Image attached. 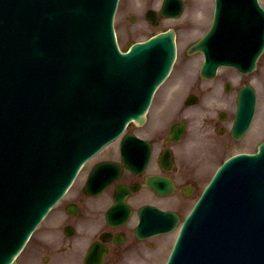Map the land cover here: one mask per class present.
I'll list each match as a JSON object with an SVG mask.
<instances>
[{"label":"rangeland","instance_id":"obj_1","mask_svg":"<svg viewBox=\"0 0 264 264\" xmlns=\"http://www.w3.org/2000/svg\"><path fill=\"white\" fill-rule=\"evenodd\" d=\"M163 0H121L116 17V28L118 31V36L122 45L128 41H137L148 38L157 30L174 27L178 32V48H179V58L181 63L185 61V49L186 47L196 38L201 36L210 25L212 20V0H185V10L179 18H168L162 19L159 26H153L149 24L145 19V12L148 8L157 9L161 6ZM264 4V0H262ZM132 16H135V21H132ZM179 60V59H178ZM201 60V56H195L192 62L197 63ZM260 65H264V54L261 57ZM264 70V66L260 68V72ZM167 84L160 90L158 99L154 103L152 108V115L156 114L161 108L163 96H166L167 91L173 86V78H169ZM258 87L259 90V107L258 114L255 118L251 131L255 135H258L256 142H259L264 138V83L261 82ZM250 131V133H251ZM255 131H258L256 133ZM159 141V139H157ZM241 146L252 147L254 145L253 140H245L240 143ZM221 151V150H220ZM219 151V152H220ZM218 152V153H219ZM224 151H221L214 158L213 161L222 155ZM227 153L224 154V156ZM80 186V180L76 183L75 187L72 189L71 194H74ZM164 204H167L168 200H162ZM172 205H176L171 203ZM56 216L60 215L59 208L53 210ZM55 220V218H54ZM50 236V238H49ZM175 232L158 240L160 245L163 247L164 241L165 248H160L157 251L156 256L150 259L149 253L150 248H128V253L133 249V255H141L142 257L136 256L135 264H163L167 252L172 243ZM55 235L51 236L49 233V226L44 222L43 225L34 233V236L29 241L24 252L20 255L21 264H50V260H56L57 264H83V248H58L53 247L49 244V241L54 238ZM133 242H129V246ZM135 244V243H134ZM133 244V246H134ZM45 254H51V258L47 262H43V256ZM107 264H112L108 263Z\"/></svg>","mask_w":264,"mask_h":264},{"label":"water","instance_id":"obj_2","mask_svg":"<svg viewBox=\"0 0 264 264\" xmlns=\"http://www.w3.org/2000/svg\"><path fill=\"white\" fill-rule=\"evenodd\" d=\"M165 35H169V36H173V31H171V32H169V33H161V34H159V36H157L156 38H154L153 40H160V39H163V37L165 36ZM148 42H145V43H143V42H141V43H139V45H136L135 46V49H134V51H133V53L134 54H137V53H142L143 51H144V47H142L143 45H146ZM165 222H167V220H164Z\"/></svg>","mask_w":264,"mask_h":264},{"label":"flooded vegetation","instance_id":"obj_3","mask_svg":"<svg viewBox=\"0 0 264 264\" xmlns=\"http://www.w3.org/2000/svg\"><path fill=\"white\" fill-rule=\"evenodd\" d=\"M218 125H219V121H216L215 128L217 131H218ZM211 126H212V124H208V127H211Z\"/></svg>","mask_w":264,"mask_h":264}]
</instances>
